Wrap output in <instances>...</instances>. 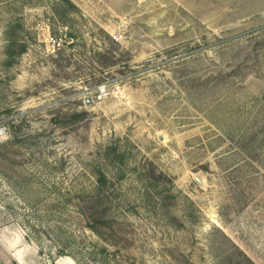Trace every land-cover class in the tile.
Returning <instances> with one entry per match:
<instances>
[{
  "label": "rangeland",
  "instance_id": "rangeland-1",
  "mask_svg": "<svg viewBox=\"0 0 264 264\" xmlns=\"http://www.w3.org/2000/svg\"><path fill=\"white\" fill-rule=\"evenodd\" d=\"M0 129V264H264V0H0Z\"/></svg>",
  "mask_w": 264,
  "mask_h": 264
},
{
  "label": "trees",
  "instance_id": "trees-1",
  "mask_svg": "<svg viewBox=\"0 0 264 264\" xmlns=\"http://www.w3.org/2000/svg\"><path fill=\"white\" fill-rule=\"evenodd\" d=\"M25 46H23L22 49H24ZM99 181H102V176L99 174L98 176ZM241 256L238 255H231V264H256L248 255H246L242 250H240Z\"/></svg>",
  "mask_w": 264,
  "mask_h": 264
},
{
  "label": "built area",
  "instance_id": "built-area-1",
  "mask_svg": "<svg viewBox=\"0 0 264 264\" xmlns=\"http://www.w3.org/2000/svg\"><path fill=\"white\" fill-rule=\"evenodd\" d=\"M50 40L53 42V43H56L57 42V39H55L53 36H50ZM58 44H60V42L58 41L57 42ZM2 130L0 129V138L2 137Z\"/></svg>",
  "mask_w": 264,
  "mask_h": 264
},
{
  "label": "water",
  "instance_id": "water-1",
  "mask_svg": "<svg viewBox=\"0 0 264 264\" xmlns=\"http://www.w3.org/2000/svg\"><path fill=\"white\" fill-rule=\"evenodd\" d=\"M51 262V261H50Z\"/></svg>",
  "mask_w": 264,
  "mask_h": 264
}]
</instances>
